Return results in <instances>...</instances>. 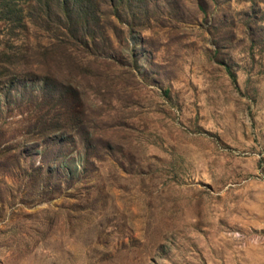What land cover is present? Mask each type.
Listing matches in <instances>:
<instances>
[{
    "label": "rangeland",
    "instance_id": "rangeland-1",
    "mask_svg": "<svg viewBox=\"0 0 264 264\" xmlns=\"http://www.w3.org/2000/svg\"><path fill=\"white\" fill-rule=\"evenodd\" d=\"M38 1L0 15V264H264V0Z\"/></svg>",
    "mask_w": 264,
    "mask_h": 264
},
{
    "label": "trees",
    "instance_id": "trees-1",
    "mask_svg": "<svg viewBox=\"0 0 264 264\" xmlns=\"http://www.w3.org/2000/svg\"><path fill=\"white\" fill-rule=\"evenodd\" d=\"M15 1L16 0H0V15L4 18H10V14H13L18 18L23 16L21 14L22 9L19 0ZM79 4L80 3L77 0H39L37 5L39 6L38 10L40 11V17L41 15L45 14L47 16V14L52 13L58 18L64 17L59 19L63 21L65 20V17L67 19L72 18L75 9L79 7ZM55 7H57V10H55ZM227 69L233 81H236L235 73L230 68Z\"/></svg>",
    "mask_w": 264,
    "mask_h": 264
}]
</instances>
